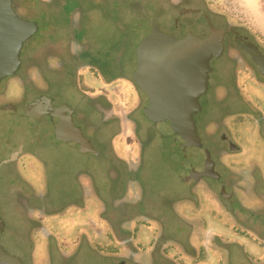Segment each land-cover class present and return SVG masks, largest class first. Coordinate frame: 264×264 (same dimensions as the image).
Here are the masks:
<instances>
[{
    "label": "flooded vegetation",
    "instance_id": "af4514ba",
    "mask_svg": "<svg viewBox=\"0 0 264 264\" xmlns=\"http://www.w3.org/2000/svg\"><path fill=\"white\" fill-rule=\"evenodd\" d=\"M123 1H13L17 15L36 24L38 32L24 45L16 75L0 85V245L26 264H57L58 248L79 250L84 243L108 251L110 264H213L210 256L215 264H224L226 236L210 228L208 220L227 218L226 230L250 234L253 244L264 247V240L254 236L264 237V149L260 165L257 158H237L246 153L240 142L244 138L253 146L254 141L264 145V66L245 49H254L264 60V40L245 24H235L212 0H164L154 10L150 6V14L141 1L126 0V6ZM107 17L118 37L105 47L87 32ZM136 18L150 30L157 21L177 38L208 35L211 25L226 30L224 56L212 64L209 90L200 97L201 111L195 116L210 141L206 150L213 169L210 164L209 170L205 165L188 168L192 163H185L180 148L171 152L172 139L162 138L144 117L146 105L134 81L137 42L125 34ZM37 100L45 102L41 114L27 116L26 107ZM47 108H63L62 118L72 120L96 152L61 138L58 114L51 116ZM60 150L69 161L74 152L92 161L63 170ZM154 154L179 182L178 191L160 194L165 204L176 199L174 211L161 203L167 213L155 208L159 193L141 179L144 170L148 177ZM112 169L120 178L115 187L109 181ZM184 186L185 193L180 191ZM74 213L84 215L89 225L76 234L75 247L79 228L73 218L66 219ZM177 219L189 224L188 243L180 239L178 224L173 226L178 234L168 236L169 222ZM98 221L100 230L93 227ZM60 224L73 233L64 237ZM8 236L12 251L4 244Z\"/></svg>",
    "mask_w": 264,
    "mask_h": 264
},
{
    "label": "water",
    "instance_id": "95a60500",
    "mask_svg": "<svg viewBox=\"0 0 264 264\" xmlns=\"http://www.w3.org/2000/svg\"><path fill=\"white\" fill-rule=\"evenodd\" d=\"M13 1L0 0V85L16 75L24 45L38 32L36 24L17 15ZM225 36L226 30L211 25L208 35L188 33L184 38H177L164 32L154 21L150 34L136 49L134 81L146 101L144 117L162 138L178 140L185 157L205 155L208 160L201 168L205 165L206 170H209L208 164L213 169L214 163L204 147L195 116L201 111L200 97L209 90L212 64L224 56ZM245 49L257 64L264 66V60L254 49ZM44 106V101L37 100L28 105L25 112L29 117H37ZM46 112L51 116L58 114L61 138L75 141L77 147L88 152H96L82 130L72 120L67 122L62 118L63 108H47ZM191 163L192 167L200 166ZM0 264L26 263L0 245Z\"/></svg>",
    "mask_w": 264,
    "mask_h": 264
},
{
    "label": "rangeland",
    "instance_id": "374dc122",
    "mask_svg": "<svg viewBox=\"0 0 264 264\" xmlns=\"http://www.w3.org/2000/svg\"><path fill=\"white\" fill-rule=\"evenodd\" d=\"M164 0H145V1H141V3L144 4V8H146V12L150 14L151 12V8L152 9H156L157 4H159L160 2H162ZM213 3L218 6V10L222 11L226 14H228L231 19L234 21L235 24H246L248 23V12L250 11V9H252L251 6H248L249 4L252 5L253 2L255 0H212ZM124 2V6H126L127 3L126 0L123 1ZM128 2V6H131V3ZM262 7H259L260 11H263L264 6L261 5ZM148 8V9H147ZM258 14V13H257ZM113 15V14H112ZM110 20V21H109ZM95 22V21H94ZM93 22V23H94ZM151 30L148 28V26L144 23L143 20H139V19H132L131 21V25L130 28L128 30L126 34V36L128 37V39H133V41L135 40V42H137L136 48L138 46V44L150 34ZM166 32V31H164ZM167 33V32H166ZM254 35L256 36L257 34L254 33ZM87 36L91 37L94 39V41H98L101 42L102 45L108 46L109 42H110V38H117L118 35L115 32V28H113L112 25V21L110 18H105L103 20H101V22H96V24L94 26H92L91 28H89L88 32H87ZM258 36V35H257ZM262 39V38H261ZM222 61L219 62L217 65L218 67L222 66ZM243 79L240 80V83H243ZM144 103V106L146 105V101L145 98L142 96V94H140ZM143 106V107H144ZM142 109V108H141ZM230 109V108H229ZM224 110V109H222ZM9 116L8 115H4L2 116L3 121H8L9 120ZM238 120V119H235ZM239 120H242V118H240ZM201 135L203 138V144L204 147L208 150H210V141L208 140L207 136L205 135V133L203 131H201ZM251 140V139H249ZM240 142L243 144V147L246 148V153L243 156H238L237 158H239V160H254L255 158L258 159V163L260 162V156H261V152H260V148L264 149V145L259 142V141H254L255 146L251 145V143L247 142V140L244 138L243 140H240ZM241 144V146H242ZM181 145L179 143L178 140H174L172 139V142H170L168 144V148L170 149L171 152L175 153V149L176 148H180ZM180 150L182 151V149L180 148ZM65 152L63 150L59 151L58 154V164H59V168H68L67 165H69V167H71L70 169H72L74 166L76 165H80L83 163H87V162H91L92 158L89 157H84L82 154H78L77 152H74L73 155H71L72 157H74L73 159L71 158L69 161V157L68 155L64 154ZM152 160L148 166V177H146L145 175V170L144 173L141 176V179L144 181V184L148 187H150L151 189L155 190L157 193H159V196L156 198L155 200V208L160 210L162 213H167L164 209H163V205L161 203H163L164 205H166V207L170 208L171 210L174 211V205H175V198H169L165 204L163 197L160 196L164 195L166 192L169 191H178L177 189V185L179 184V182L173 181L171 176H169L168 173V169H166V166L164 167V164L162 161H160V158L158 156L152 155ZM203 158L201 156H194L189 157L188 155L185 157V163L188 165L189 163H191L192 161L197 163L200 166H196V167H189L188 168H194V169H202L201 165L203 164L202 162ZM69 161V162H68ZM97 163H99V165H106V163H101L102 161H97L95 160ZM257 161V160H256ZM147 164V165H148ZM263 164V163H261ZM260 165V163H259ZM108 164L106 165L105 169L107 168ZM254 165L250 164L249 168H253ZM63 169V170H64ZM113 169L111 170V172H109L110 174V179L109 181L111 182V185H113L112 187H115V185H117L120 182V178L119 175H113ZM139 172V171H138ZM138 172H134L135 175H137L138 177ZM259 172V170H255V175H257ZM140 173V172H139ZM119 188V187H118ZM117 188H114V190H116ZM180 190V189H179ZM184 193L187 192V189L183 188ZM120 192V191H119ZM141 190V192L139 193L140 196H142L143 194H145V192ZM156 193V194H157ZM250 194L252 193V195H254V190H250L249 192ZM168 203V204H167ZM61 205V203H59ZM162 206V207H161ZM165 211V212H164ZM172 215V214H171ZM164 216H166V214H164ZM67 218H73L75 220V227L74 228H79V230H75L74 233L75 235L78 233H81L84 230H87L89 225H88V220L86 219V217L84 215H81L79 213H74L73 215H70ZM65 220V219H64ZM251 220V219H250ZM227 218H222V221H216V220H212L209 221L210 224V228H214L215 230H217V233L222 232L225 234V244L227 248L226 252V258H225V262L224 264H228V262H226V259L228 258L229 260V264H264V247L260 244H253V240H251V236L250 234H245L243 231H233V230H226V226L223 222H226ZM246 221L248 222V219H246ZM232 223V222H231ZM99 221H98V225L93 226L94 229H101L103 227V225H99ZM176 224H178L177 226L181 227V233H180V239L183 242L188 243V239L187 236L189 237L190 234L186 233L189 231L188 227L189 224L187 222H180L178 219L177 220H172L171 222H169L168 224V229L170 230V234L173 231V228L176 227ZM233 224V223H232ZM174 226V227H173ZM188 226V227H187ZM92 227V226H90ZM60 232H62L64 237L69 236L71 233H73L71 230V227L69 229V226H67L65 224V226L60 224ZM166 231V230H165ZM166 234L167 231H166ZM168 235L170 237H172V235H177L178 232H176L175 228H174V232L171 235ZM73 235V234H72ZM71 235V236H72ZM254 235V234H253ZM255 238H257V240H264V237L261 236V234H257L254 235ZM77 235L75 236V240L72 242L74 243V247L75 245H77ZM96 238L97 241H100L99 237L97 235L91 236ZM201 238V239H200ZM197 242H202L203 236H201ZM176 241L180 242L179 238L176 237L175 238ZM93 242L95 241L92 240ZM66 244H72L68 241H64ZM195 243V242H194ZM5 246L12 251V249H14V245H13V239L10 238L9 236L5 239L4 242ZM66 246V245H64ZM225 249H222L225 250ZM58 253L55 256V261L57 264H110L109 259L105 258V255L108 254V251L103 250V252L101 251V249L99 248H92V247H88L86 243H84V245L79 248V250L73 248V247H68L66 249H59L58 248ZM16 253L19 255H24L22 253V251L20 250H16ZM172 255H179V253H175L174 251L171 252ZM29 258L32 262V256L28 253ZM28 258V257H27ZM61 259V262H59ZM220 259V258H219ZM63 260H65L66 262L63 263ZM208 260H210L211 262H213V264L216 263L214 256H210L208 257ZM215 261V263H214ZM185 264H190L187 261H185ZM36 264H39L37 260H35Z\"/></svg>",
    "mask_w": 264,
    "mask_h": 264
},
{
    "label": "crops",
    "instance_id": "0c3cea01",
    "mask_svg": "<svg viewBox=\"0 0 264 264\" xmlns=\"http://www.w3.org/2000/svg\"><path fill=\"white\" fill-rule=\"evenodd\" d=\"M261 5L264 6V0H255L252 5H248L252 9L248 12V23L245 25L264 40V9L260 11Z\"/></svg>",
    "mask_w": 264,
    "mask_h": 264
}]
</instances>
